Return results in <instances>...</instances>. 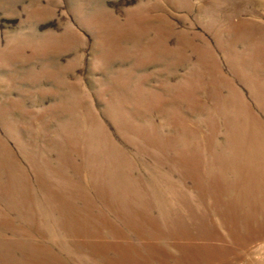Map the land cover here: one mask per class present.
Masks as SVG:
<instances>
[{"label": "rangeland", "instance_id": "obj_1", "mask_svg": "<svg viewBox=\"0 0 264 264\" xmlns=\"http://www.w3.org/2000/svg\"><path fill=\"white\" fill-rule=\"evenodd\" d=\"M229 37L264 44V0H0V264L197 263L205 216L264 227ZM245 248L264 264V233Z\"/></svg>", "mask_w": 264, "mask_h": 264}, {"label": "bare ground", "instance_id": "obj_2", "mask_svg": "<svg viewBox=\"0 0 264 264\" xmlns=\"http://www.w3.org/2000/svg\"><path fill=\"white\" fill-rule=\"evenodd\" d=\"M239 25L236 24H230L228 28V33L233 32L235 29L239 28ZM241 39V38H240ZM240 39H236L234 37H229L228 40L226 41L227 44V52L232 60L233 67H234V72L238 74V78L241 79L242 81H245L248 85H252V87L257 88L258 93H259V101L256 103L258 106L264 111V44H261L257 41L256 46L252 49L246 48L245 54L243 53V50L239 52V42L241 41ZM245 47V45H244ZM241 55V59H238L239 55ZM250 70L252 72V76H244L245 71ZM230 88H233L232 82L227 83ZM238 94V99L236 100L233 97L231 98V102H229V105L238 108V110L241 112V119H239L240 122L243 123V129L251 130L248 125H251L255 130L259 131L260 134H264V121L262 119H258L255 115V110L254 106L250 103L249 100H247L244 96L241 97V94ZM236 94V95H237ZM257 93L253 92V97L256 98ZM235 103V105L233 104ZM233 121V120H232ZM4 145V143L2 142ZM264 144V143H263ZM10 183H6V186L3 185L4 189L6 191L9 190L10 188ZM10 191V190H9ZM26 192H28L26 190ZM11 194L13 193V189L10 192ZM14 194V193H13ZM15 195V194H14ZM20 196L21 198L27 197L24 192L20 189ZM29 199V197H27ZM258 201V200H257ZM260 201V200H259ZM262 203L257 205L260 210H262L260 214H264V200L262 199ZM234 207L238 208L237 203L232 204ZM256 214V213H255ZM182 218V217H181ZM180 218V225L185 226L188 222V220L182 221ZM208 218V216H205L202 221L199 223V226H202L200 229L204 231V240L206 243L210 242L209 240H212L211 247H206V249L199 251L202 255H198L197 258V263L202 261V262H207L209 264H232L234 262H238L244 258L243 252L245 251V247H248V245L256 241L259 238L263 237L264 233V227H257L256 225H253L249 223V216L248 214L244 215H237V216H228L226 215V212L224 213V216H219L220 222L219 225L224 227L225 229V235H222L219 233L216 237L213 239L210 238L209 232H210V227L207 225L204 227V220ZM9 222H11L9 219ZM179 220V219H178ZM207 223V220L205 221ZM251 227V228H249ZM33 229V226L29 228V230H24L22 231V234L25 235L28 232H31ZM239 230L242 232V230H245L243 233L245 236H242L241 233H236V230ZM242 229V230H241ZM126 240H128L126 238ZM230 240L231 242H234L236 245H233L232 248H237L236 250H232L231 247L227 245H221V246H216L213 242H227ZM37 244V243H36ZM35 244V246H36ZM244 244L245 247L241 248L239 245ZM235 246V247H234ZM38 247V246H37ZM210 248V249H209ZM231 252V254H230ZM130 255V253L125 254ZM62 255L59 254V257ZM154 254L149 253V258H153ZM163 257H159L160 262L164 264L166 261L164 259L161 260ZM130 257L128 258V260ZM245 259V258H244ZM195 259H186L185 261H181V264H197L194 262ZM244 261V260H243Z\"/></svg>", "mask_w": 264, "mask_h": 264}]
</instances>
